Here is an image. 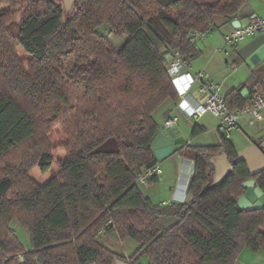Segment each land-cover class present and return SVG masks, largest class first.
I'll return each mask as SVG.
<instances>
[{
  "label": "trees",
  "instance_id": "16d2710c",
  "mask_svg": "<svg viewBox=\"0 0 264 264\" xmlns=\"http://www.w3.org/2000/svg\"><path fill=\"white\" fill-rule=\"evenodd\" d=\"M250 1L75 0L67 15L59 0H0V264L125 261L98 242L102 229L137 242L132 264H235L244 249L264 251V208L237 203L249 179L264 193V171L253 176L236 162L230 139L178 150L195 164L187 202L163 208L137 183L159 163L154 114L178 99L167 57L196 59L191 33L209 31L217 16L235 17ZM103 26L128 37L119 50ZM262 77L251 91H264ZM252 96L234 89L226 101L240 109ZM57 126L66 141L54 146L48 135ZM202 131L195 125L193 135ZM111 138L118 152L95 153ZM58 151L65 157L56 161ZM221 152L233 169L214 184L209 159ZM55 164L44 185L31 177ZM160 216L178 222L165 230ZM13 221L28 230L30 249Z\"/></svg>",
  "mask_w": 264,
  "mask_h": 264
},
{
  "label": "crops",
  "instance_id": "0c3cea01",
  "mask_svg": "<svg viewBox=\"0 0 264 264\" xmlns=\"http://www.w3.org/2000/svg\"><path fill=\"white\" fill-rule=\"evenodd\" d=\"M253 16L264 18V4H262L260 0H251L235 17H222L219 20L216 18L213 19L207 37L210 36L212 32H215L220 28H225L227 30V33L230 34L234 29L233 23L235 21H239L240 25H243L246 24ZM249 39L250 40H244L235 45H220L218 38L217 41L213 39L214 43L206 42L204 46H201L202 50H199V55L197 57V59L199 58V63L193 65L192 61L190 62L191 73H197L200 71L209 73L212 76L213 80L222 85L226 95L234 89H240L241 92L244 89H247L250 95H253L255 90H251L255 84V75L259 74V76H264V57L259 54V51L264 48V33L256 34L249 37ZM227 47H232L233 49L231 52V55H234L233 63L228 59L225 62L226 65L229 66V70H232V73H228L229 71L227 72V70L224 69L223 64L221 62H218L217 58V54L222 53V51H225L227 55H229V52L226 50ZM249 61H252L251 64H249ZM238 64L242 65L240 67H237ZM243 64H246V70L242 74H239V71H241V68L244 66ZM262 78V82L264 84V77ZM190 101L193 102L192 100ZM171 103L173 108L171 109L170 107L168 109V111L165 113L164 120L168 114L175 115L173 112L174 109L180 114V116L185 118L186 123H189L187 117L178 111L176 104L174 102ZM177 117L180 121V117ZM196 125L203 127V131H205L206 126L200 121L196 123ZM162 126H159V132L162 130ZM171 133L176 136H184L178 125L177 128ZM262 139H264L263 136L259 139H256L255 141L249 142L246 146H249L253 142L258 144V142H260V140ZM241 150L237 149L238 152H240ZM192 163H184V158L180 157L177 151L174 156L165 159L163 161V164H160V162L158 163L162 168V175L164 174V164H170L169 166H178V175L175 176L176 173L173 172L172 176V178L175 180V185H173L172 187L167 185L161 175L159 178H154L156 179L155 181L151 182L150 180L147 185L140 186L143 187L145 191L150 192L153 195L151 199L155 204L163 208L171 206L174 203L187 202L191 199L188 195V186L194 173ZM126 258H131L129 253L128 255H126ZM125 263L131 264L130 261H127ZM235 264H264V251L252 252L249 249H244L236 259Z\"/></svg>",
  "mask_w": 264,
  "mask_h": 264
},
{
  "label": "built area",
  "instance_id": "2783aa9c",
  "mask_svg": "<svg viewBox=\"0 0 264 264\" xmlns=\"http://www.w3.org/2000/svg\"><path fill=\"white\" fill-rule=\"evenodd\" d=\"M209 31H193L194 39L207 38ZM259 33H264V18L253 16L246 24L234 28L233 31L224 36L226 45L238 44L247 38ZM172 84L178 94L176 107L188 120L199 121L205 115L211 114L218 119L217 132L225 139H229L233 129H242L241 121L248 118L250 126H258L264 122V91L253 93L252 102L240 109L231 110L226 101V94L220 83L213 80L212 76L204 71L191 73L189 60L179 53H175L169 65ZM192 100L193 102H191ZM179 119L173 114L167 115L162 129L174 131L177 128ZM162 175V168L159 164L144 170L137 176L139 185H147L150 180L159 178ZM106 234L102 229L100 236Z\"/></svg>",
  "mask_w": 264,
  "mask_h": 264
},
{
  "label": "rangeland",
  "instance_id": "374dc122",
  "mask_svg": "<svg viewBox=\"0 0 264 264\" xmlns=\"http://www.w3.org/2000/svg\"><path fill=\"white\" fill-rule=\"evenodd\" d=\"M260 2L264 4L263 0H260ZM22 12H23V8L21 7L19 9V14L16 18V21H19V19L21 18ZM71 14H73V11L67 13V15H71ZM215 18L219 20L222 17L217 16ZM99 32L105 34V36L110 40L114 48H116V50H119L128 38L126 35H118V34L113 33L112 31L108 30L106 26L99 28ZM228 34L229 33H227V30L225 28H220V29H217L215 32H212L211 35L208 36L207 38L196 39L194 42L196 43L198 50H202L201 46H204L206 42L214 43V40L217 41V38L219 40L220 45L225 44L224 36ZM259 34H263V33H259ZM246 40H250V39L247 38ZM226 50L229 52V55H231V52L233 50L232 47H227ZM20 54L22 55V57H25V58L28 57L26 56V54L23 53L22 49H20ZM259 54L264 57V48L259 51ZM229 55H227L225 51H222V53L217 54V58H218V62H221L223 64L224 69L227 70V72L229 71L228 73H232L231 72L232 70H229V66H227L225 63L227 59L231 60L233 63L234 55H231V56ZM198 59L196 58L192 60L193 65L199 63ZM251 62L252 61H249V64H251ZM241 65L238 64L237 67H240ZM243 65L244 66L241 68V71H239V74H242L246 70V64H243ZM176 102L177 100L174 101V103ZM170 107L171 109L173 108L172 103L171 101H167L154 114L158 127L159 126L161 127L162 124L164 123L165 113L168 111ZM173 112L175 115L180 117L178 126L181 132L186 137L188 144L219 145L222 142V137L219 135V133L216 130L218 126V119L215 118L213 115L207 114L205 115L204 118L200 119L199 121L206 126V129L205 131H202L198 135H193L194 126L199 121L195 119H190L189 123H186L185 118L180 116V114L176 110L173 109ZM241 125H242V129H233V131L230 133V136H229L230 141L233 143V145L238 150H241V149L243 150L247 147L246 145L249 142L255 141L256 139H259L262 136L264 137V122L259 124L258 126H250L248 124V118H245L241 121ZM48 136L54 146L60 145L66 141V137L63 134L62 129L58 126L55 127ZM64 157H65V154L62 151H58L55 155L56 161ZM160 164H163V161H161ZM169 165L170 164L163 165L164 174L162 175V177L164 179V182L170 187H172L173 185H175V180L172 178L173 172L176 173L175 176L178 175L179 172H178L177 165H174V166H169ZM57 170H58L57 164H55V166L51 169V171H49L46 174L41 173L38 168H35L31 173V177L38 184L44 185L50 180L51 175L54 174ZM141 191L145 197H149V198L153 197V195L150 192L145 191L143 187H141ZM10 228L13 231V233L18 237V239L20 240L24 248L27 250L30 249L31 241H30V234L28 230L22 227L21 225H19L17 221H13L12 224L10 225ZM107 232H108L107 234L103 236H99L98 242L101 245H103L105 248L109 249L110 251L115 252L119 254L120 256H122L123 258H125L126 259L125 262L130 261L132 263L133 260L131 258H126V255H128V253L131 257L134 255V253L138 249L137 242L130 238H126L122 240L119 238V236L116 233L114 232L112 233L109 231Z\"/></svg>",
  "mask_w": 264,
  "mask_h": 264
},
{
  "label": "water",
  "instance_id": "95a60500",
  "mask_svg": "<svg viewBox=\"0 0 264 264\" xmlns=\"http://www.w3.org/2000/svg\"><path fill=\"white\" fill-rule=\"evenodd\" d=\"M63 3L65 13L73 11V4L75 0H59ZM240 26L239 21L233 23L234 28ZM167 52V51H164ZM167 59H171L168 56ZM244 99L249 98L250 93L247 89L241 92ZM187 144V140L184 136H176L171 131H164L163 129L157 133L154 138L151 149L154 152L159 162L174 156L177 151ZM178 149V150H177ZM119 151V143L115 138H111L101 144L95 153H114ZM209 162L214 169V183H218L224 177H227L232 171L233 166L229 162L227 155L224 152L210 157ZM236 162H246L249 170L253 176H256L264 171V142L262 144L252 143L242 151L238 152ZM184 163L191 164L192 161L184 159ZM193 168L195 164L192 163ZM187 183V181H186ZM245 189V194L238 199V206L243 210L260 209L264 208V193L257 185L254 179H249L242 184ZM160 223L165 230L172 228L177 222L178 218L175 216H160ZM114 264H127L122 260H116Z\"/></svg>",
  "mask_w": 264,
  "mask_h": 264
},
{
  "label": "flooded vegetation",
  "instance_id": "af4514ba",
  "mask_svg": "<svg viewBox=\"0 0 264 264\" xmlns=\"http://www.w3.org/2000/svg\"><path fill=\"white\" fill-rule=\"evenodd\" d=\"M212 157V156H211ZM213 175H214V172H213ZM226 177H224L223 179H221L218 183L216 184H219L222 180H224ZM213 182H214V179H213ZM215 184V183H214ZM132 264V263H131Z\"/></svg>",
  "mask_w": 264,
  "mask_h": 264
}]
</instances>
